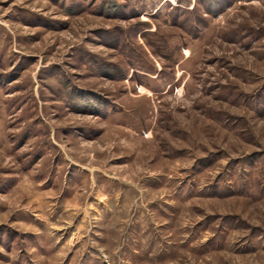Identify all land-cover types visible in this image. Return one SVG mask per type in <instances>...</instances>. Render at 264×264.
<instances>
[{
	"label": "rangeland",
	"instance_id": "1",
	"mask_svg": "<svg viewBox=\"0 0 264 264\" xmlns=\"http://www.w3.org/2000/svg\"><path fill=\"white\" fill-rule=\"evenodd\" d=\"M0 264H264V0H0Z\"/></svg>",
	"mask_w": 264,
	"mask_h": 264
}]
</instances>
